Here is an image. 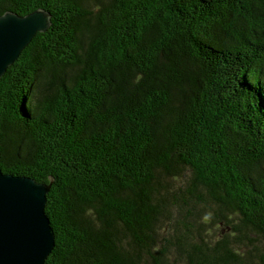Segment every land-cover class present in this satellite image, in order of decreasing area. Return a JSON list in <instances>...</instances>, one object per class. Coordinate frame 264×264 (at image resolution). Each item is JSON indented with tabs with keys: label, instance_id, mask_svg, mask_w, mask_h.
I'll return each instance as SVG.
<instances>
[{
	"label": "trees",
	"instance_id": "1",
	"mask_svg": "<svg viewBox=\"0 0 264 264\" xmlns=\"http://www.w3.org/2000/svg\"><path fill=\"white\" fill-rule=\"evenodd\" d=\"M36 10L0 169L50 185L45 264H264V0H0Z\"/></svg>",
	"mask_w": 264,
	"mask_h": 264
},
{
	"label": "water",
	"instance_id": "2",
	"mask_svg": "<svg viewBox=\"0 0 264 264\" xmlns=\"http://www.w3.org/2000/svg\"><path fill=\"white\" fill-rule=\"evenodd\" d=\"M51 26V15L0 16V79L38 33ZM50 185L0 169V264H45L55 248V233L45 213Z\"/></svg>",
	"mask_w": 264,
	"mask_h": 264
},
{
	"label": "rangeland",
	"instance_id": "3",
	"mask_svg": "<svg viewBox=\"0 0 264 264\" xmlns=\"http://www.w3.org/2000/svg\"><path fill=\"white\" fill-rule=\"evenodd\" d=\"M207 212H208V210H207ZM221 227H218L217 224L214 226V231L212 233L214 240L219 239L220 237H222L223 235H225L227 233H230V230H227L226 228L223 229V227L222 228ZM245 250H246V248H244V251Z\"/></svg>",
	"mask_w": 264,
	"mask_h": 264
}]
</instances>
